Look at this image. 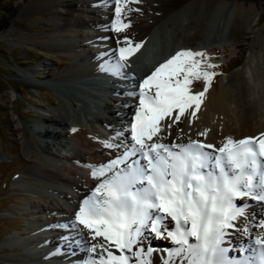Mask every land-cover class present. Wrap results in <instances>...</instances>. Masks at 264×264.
Masks as SVG:
<instances>
[{"label":"bare ground","instance_id":"bare-ground-1","mask_svg":"<svg viewBox=\"0 0 264 264\" xmlns=\"http://www.w3.org/2000/svg\"><path fill=\"white\" fill-rule=\"evenodd\" d=\"M191 6H195V10L202 13L200 22L194 23L192 19L185 16ZM227 6L228 4L223 0H209L207 2L203 0H139L138 3L132 2L123 6V20L124 22L131 21V23L123 32L118 33L113 31L111 27V21L116 15L115 0H18L14 6L16 14L42 13L48 15L44 27L49 30V33L46 34L45 39H42L44 42L41 43L48 47L51 52L68 56L74 63L72 68L63 69L50 80V86L55 88L60 95L57 102L52 99L48 100L55 107V118L37 113V122L46 124L49 121L55 128L79 124L85 126L86 132H84L82 140H60L58 139L60 131L57 129L47 128L43 134L39 133V129L37 133L32 130L31 132L38 136L39 142L36 144L31 142L26 135L22 127V120L18 117L17 125L21 133L19 141L24 144V152L32 163L20 174V177L23 178L22 181L29 184H22L17 179L13 180L12 183L20 191L34 193L39 199L47 200L48 217H45L47 218L46 221H44L45 219L41 220V223L36 225V219L39 218L35 217V214L43 213L44 210L38 202H31L27 197V201L20 204L22 205L20 211H23L26 216H31L27 221L28 224L17 233L4 237L0 242L1 248L6 247L10 250L15 248L21 253L18 252V255L11 254L6 257L0 256V264H79L80 261L89 256L87 246L94 241L88 235L87 229H83V239L87 242L86 244L79 242L80 237L76 235L75 229H71V239L61 240L62 243L55 240L56 236L48 240L43 239V236L36 234V231L43 228L42 233H45L44 236L47 237V231L52 229L51 224L59 225L57 220L63 224L70 222L79 207V202L90 194L98 182L91 176L87 165L106 163L118 154L116 149L105 147L101 141L112 137L114 131L117 128H122L123 124L133 116L136 98L124 95L126 91L133 90L131 85H138L139 81L150 74L156 66L181 48H190L194 51L203 50L211 56L216 50L224 53L235 52L240 40L248 35L245 29L249 28L248 23L250 22V13L253 11L252 8L246 9L236 4L228 7L229 19L230 15L236 11H241L243 14V19H241L245 26L241 25L234 35V38L238 40L228 41L224 37H219L207 41L205 38H198L203 35L202 32L206 29L209 18L211 21L213 13H222L221 10ZM129 7L132 9L131 11L127 10ZM137 9L139 10L137 11ZM151 10L152 14L149 15ZM179 15L182 16V18L180 17L181 22L177 21L176 16ZM175 21H177V25H183L184 35L180 36V34L174 40L169 41L166 44V52L157 54L159 59L152 60L153 57H157L156 53L153 57L150 56L149 58L148 56L149 68H145L144 72L140 74V70L137 71L133 68L136 58L143 52L148 53L147 47L158 28L162 26L165 31H170L168 24L171 25ZM174 26L176 27V24ZM174 31H177L176 28ZM11 35V29H6L1 34V36L6 37ZM123 36H128L133 42V46L140 41L143 43L129 58L128 66L124 69L127 75L117 77L101 70V65L112 62L118 57V48L124 46L125 43L122 39ZM17 37L24 38L23 36ZM259 60L261 64L258 63ZM90 66L92 70H90ZM40 67H45V65L39 64L36 69L28 70L24 74L32 75L35 78H44L46 77L45 68ZM230 75L233 78L237 77L235 84L247 83V86L245 85L246 93L241 102L248 108V100L252 101L250 106L252 109L241 108V102L233 100L236 99L234 98L233 84L228 85L227 82L221 81L219 85H210L204 93L203 102L195 117L188 114L182 116L177 123L172 124L171 135L166 134L165 143L173 140L177 143H187L188 138L191 137L219 147L225 136L240 139L245 136H258L259 133L264 132V51L261 50L260 57H257L252 49L244 64ZM103 76H108L109 82L113 86L121 87L119 101L120 107L124 108L123 118H120V115L115 117L113 110H108L107 116L104 117L106 113L97 112V105L94 106V101L101 100V93L108 92L103 83ZM90 78L91 80L97 79V84L93 88L97 90L99 95L97 93L95 98L88 97L83 89V87L91 85L89 84ZM238 79L241 80L238 81ZM61 82H63L64 88L60 87L62 90L58 91L57 88ZM82 98H85L86 104ZM66 99L68 100L67 103H65ZM109 117L116 123L113 124ZM189 119H191V124H189ZM205 128L209 129L206 136L196 135L197 132H202ZM116 142L119 143V141ZM208 151H213V149H208ZM58 199H61V204H58ZM243 200L255 205L250 207L248 211L255 214L256 222H258L260 215H262L261 206L250 198L245 197L241 199V201ZM69 216L70 218H68ZM248 219L252 220V216L249 215ZM241 223L242 220L237 221L238 225ZM80 227L83 228V226ZM54 230L60 231L63 228ZM29 231L34 232L27 236L21 235ZM68 231H64L61 238L69 235L67 234ZM231 231L232 234L225 241V245L231 241V245L236 247L235 250H231L236 251L233 255H242L243 253L238 252V248L243 244L245 247L244 254L250 255V239L254 238L255 232L259 229L250 228V235L248 236L243 235L240 231ZM151 237L150 235L148 239H145V244L143 241L144 247L147 249L150 244L157 249L152 253L150 259L152 264H162V254L159 249L171 246V243L157 245ZM44 240H46V244H43L45 243ZM97 240H101V238H97ZM50 242L56 246H53L51 252L46 253L49 250L45 249V246L51 245ZM99 251L97 249V252ZM91 255H95V253Z\"/></svg>","mask_w":264,"mask_h":264},{"label":"snow or ice","instance_id":"snow-or-ice-1","mask_svg":"<svg viewBox=\"0 0 264 264\" xmlns=\"http://www.w3.org/2000/svg\"><path fill=\"white\" fill-rule=\"evenodd\" d=\"M132 2L139 0H115L113 31L129 27L122 9ZM122 39L118 57L101 65L117 77L127 75L129 58L143 43L133 46L128 36ZM207 57L203 50L181 48L125 93L136 98L134 114L101 141L118 154L106 163L87 165L98 182L79 202L74 218L58 225L75 229L82 244L87 243V229L94 241L79 264H152L150 257L157 249L149 244L145 250L143 244L150 235L171 241L160 249L167 254L162 264H264V132L240 139L225 136L219 147L191 137L187 143L164 142L172 124L188 114L195 117L200 108L216 75L208 69L218 67ZM201 79L203 90H193V82ZM208 131L196 135L206 136ZM245 197L261 206L258 222L248 211L255 205L241 202ZM250 228L259 229L251 254L231 256V241L225 246L231 230L248 236ZM238 252H245L243 244Z\"/></svg>","mask_w":264,"mask_h":264},{"label":"rangeland","instance_id":"rangeland-1","mask_svg":"<svg viewBox=\"0 0 264 264\" xmlns=\"http://www.w3.org/2000/svg\"><path fill=\"white\" fill-rule=\"evenodd\" d=\"M203 1L207 2L209 0ZM223 1H225L228 6L224 8V10H221L222 13H213L211 21L209 18L208 25L202 32L203 35L198 38H205L207 41H212L219 37H224L228 41L238 40L234 38V35L241 25L245 26L242 22L243 14L241 11H236V13L230 15L231 17L229 19L228 14L230 12L228 7L232 4H236L237 6L246 9H253L252 13H250V22L248 23L249 28L245 29V32L248 33V35L240 40L235 52L224 53L216 50L212 56L208 53L207 57L208 62L218 65V67L214 69H208L209 71H214L216 73V75L211 78L210 85H219L221 81L227 82L228 85L233 84L234 98H236L233 100L240 103L241 99H243L242 97L246 93L245 85L247 86V83L235 84L237 82V77L233 78L230 74L244 64L252 49L257 57H260L261 50L264 51V0ZM17 2L18 0H0V242L4 237L17 233V231L22 230V228L28 224L27 221L31 216H26L23 211H20V207L22 206L20 204L27 201V197L31 202H38L44 210L43 213L35 214V217L39 218L36 219V225L41 223V220L45 219L44 221H46L47 218L45 217H48L46 209L48 205L47 200L39 199L34 193L33 195L30 192L29 194L26 191H20L12 183L13 180L17 179V181H21L22 184H29L28 182L22 181L23 178L20 177V174L32 163L24 152V144L19 141L21 133L17 125L18 117L22 120V127L26 132V135L31 142L33 141L36 144L39 142L38 136L33 134L31 132L32 130L37 133L39 129V133L43 134L47 128L57 129L60 131L58 133V139L60 140H82L84 132H86V129L84 128L85 126L79 124L55 128L49 121L46 124L37 122V113L46 114V116L49 115L50 118H55V107L52 103H49L48 100L52 99L57 102V98L60 95L56 92L55 88L50 86V80L56 77V75L63 69L72 68L74 63L73 60L68 58V56L54 51L51 52L48 47L41 43L44 42L42 39H45L46 34L49 33V30L44 27L45 19L48 18V15L42 13L16 14L14 6ZM150 14H152V10L149 15ZM185 14V16L192 19L194 23L201 21L202 13L196 11L195 6H191ZM176 17L178 18L177 21L179 20V22H181L180 19L182 16L179 15ZM177 21L171 25L170 23L168 24L170 31H165L162 26L156 30L157 33H155V36L151 39L149 46L147 47L148 53L143 52L138 55L135 60L136 62L133 64V68L137 71L140 70L143 73L145 68H149L148 56L150 58V56H155V53L157 55L166 52V44L169 41L174 40L180 34V36L184 35L183 32L185 29L183 25H177ZM174 24H176V27ZM175 28L177 30L176 32L174 31ZM6 29L12 30L11 36H1L2 32ZM17 36H23L24 38ZM153 58L154 59L152 60H156L160 57L157 55V57L155 56ZM258 63L261 64L260 60ZM39 64L45 65V67L40 68H45L44 72L46 77L35 78L32 75L24 74V72H28V70L36 69ZM90 70H92V67ZM240 80L241 79H238V81ZM203 84L204 82L202 79L194 81L192 88L195 91H200L203 88ZM60 87L64 88L63 82H61L59 88H57L58 91L62 90ZM116 89L120 90L121 87L116 86ZM113 97L114 96H109L111 102L108 104L103 103L101 100L94 101V106L97 105V112L106 113L104 117L107 116L108 110H113L115 112V117L120 115L119 117L123 118L124 108L120 107V103L115 104L112 102ZM82 100L85 102V98H82ZM117 100L119 101V99ZM245 100L247 99L245 98ZM67 101L68 100L66 99L65 103H67ZM252 103V101L248 100V108H246L247 106L242 102L240 106L241 108L244 107V109L250 110L252 109L250 108ZM109 119L113 121L112 118L109 117ZM115 123L116 122L113 121V124ZM68 129L69 131L67 134L61 133ZM73 129H75V131H73ZM244 201L245 200L241 202ZM57 202L58 204L62 203L61 199H58ZM68 218H70V216ZM57 222L59 225L63 224L62 222H59V220H57ZM51 227L52 229L50 228L49 231H47V237L44 236L45 233H42L43 228H39L36 231V234L39 236L42 235L43 239L47 240L56 236L55 240L59 241L58 243H62L61 240H64L61 238L64 231L69 230L67 232L69 235L67 236H71V229L59 227L55 224H51ZM62 228L63 230L60 231L54 230ZM32 232L34 231H29L25 234L22 233L21 235L27 236ZM49 235L50 237H48ZM151 238L154 243H157V245H167L168 243H171L168 239H157L154 238V236ZM44 241L45 243H42L46 244V240ZM253 242L254 238H251L249 243L252 244ZM50 244L51 245L49 246L47 244L48 247L45 246V249L47 248L49 252L52 251L54 248L53 246H56L52 245V242H50ZM225 246H227V244ZM234 248L236 247H232L231 250H235ZM18 252L21 253L20 250L15 248L10 250L6 247H0V256L6 257L11 254L18 255ZM159 252H161L162 257H166V253H163L160 249ZM234 253H236V251H231L229 254L231 256H236L237 258L241 256L240 254L233 255ZM242 255H245L244 252Z\"/></svg>","mask_w":264,"mask_h":264}]
</instances>
